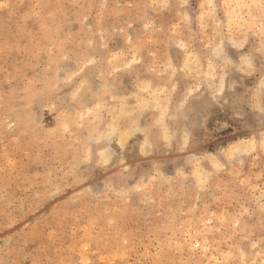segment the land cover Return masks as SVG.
<instances>
[{
	"label": "rangeland",
	"instance_id": "374dc122",
	"mask_svg": "<svg viewBox=\"0 0 264 264\" xmlns=\"http://www.w3.org/2000/svg\"><path fill=\"white\" fill-rule=\"evenodd\" d=\"M0 264H264V0H0Z\"/></svg>",
	"mask_w": 264,
	"mask_h": 264
},
{
	"label": "bare ground",
	"instance_id": "6f19581e",
	"mask_svg": "<svg viewBox=\"0 0 264 264\" xmlns=\"http://www.w3.org/2000/svg\"><path fill=\"white\" fill-rule=\"evenodd\" d=\"M71 77V76H70ZM89 83V82H88ZM75 101V100H74ZM121 116H122V114H121ZM111 118V117H110ZM134 118V117H133ZM101 123H102V121H101ZM104 123H106V122H104ZM89 128V127H88ZM99 128V127H98ZM101 138V137H100ZM87 141V140H86ZM126 142V141H125ZM88 148V147H87ZM87 246V245H86Z\"/></svg>",
	"mask_w": 264,
	"mask_h": 264
}]
</instances>
